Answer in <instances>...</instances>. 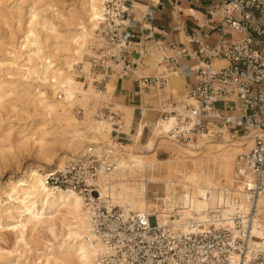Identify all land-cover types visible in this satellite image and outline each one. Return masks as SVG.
Wrapping results in <instances>:
<instances>
[{
  "label": "built area",
  "instance_id": "obj_1",
  "mask_svg": "<svg viewBox=\"0 0 264 264\" xmlns=\"http://www.w3.org/2000/svg\"><path fill=\"white\" fill-rule=\"evenodd\" d=\"M143 1L150 6L139 18L133 0H105L84 56L91 79L76 66L78 96L90 85L103 92L112 76H135L136 97L157 93L159 109L147 105L149 112L174 119L167 137L175 146L195 149L203 135L215 140L228 135L229 144L242 141L232 184L221 177L217 190L225 198L235 197L234 208L227 218L218 206L198 220L165 197L153 198V206L143 211L105 204L98 182L120 171V145L128 134L124 113L103 98L93 99L91 109L95 119L110 124V141L87 145L80 157L49 173L45 184L83 197L91 232L102 245L97 264H264V0H222L212 6L209 24L218 33L214 44L200 29L185 34L181 24L172 33L184 41L152 37L160 0ZM150 59L162 71L138 78L136 72L150 68ZM178 75L194 78L195 86L186 99L175 101L168 86L170 77ZM73 113L82 118L84 109L76 105Z\"/></svg>",
  "mask_w": 264,
  "mask_h": 264
},
{
  "label": "bare ground",
  "instance_id": "obj_2",
  "mask_svg": "<svg viewBox=\"0 0 264 264\" xmlns=\"http://www.w3.org/2000/svg\"><path fill=\"white\" fill-rule=\"evenodd\" d=\"M10 1L0 0V19L13 20L17 26L6 41L0 38V112L5 109L6 99L13 98L34 113L31 121L16 131L12 126L6 127L4 137L35 161L24 168L18 164L17 171L5 181V190L0 193V228L16 231L22 241L26 234L39 233L45 227L57 240L54 226L62 216L61 240L46 244L48 253L42 264H97L102 245L91 232L83 197L76 192L49 188L45 178L80 157L87 145L110 141V124L93 117L92 102L99 98L113 99L116 108L123 110L128 134L120 145L124 151L120 171L110 180L98 182L105 204L143 211L149 207L150 199L161 194L160 185L164 184V197L179 204L185 216L194 212L196 219L205 220L210 209L221 206L224 217H228L235 197L218 194L219 178L232 184L236 158L244 150L242 141L229 144L228 135L222 140L203 135L198 137L195 149L175 146L167 137L174 119H157L149 112L147 104L159 103L156 93L144 94L138 119L133 105L117 100L120 94L116 76L110 78L103 92L90 85L81 89L78 96L81 84L76 78V66L90 75V63L84 56L99 28L105 0H75L63 11L55 0H13L15 6L9 9L6 4ZM19 1H28L29 6L21 7ZM135 7L138 15L147 9L139 3ZM176 9L202 17L185 7ZM148 65L150 68L141 69L139 76L162 71L154 59L148 60ZM169 87L181 98L190 90L189 80L182 75L172 76ZM60 93L64 95L62 99H58ZM76 105L84 109L81 119L73 113ZM1 123L0 119V126ZM148 125L151 136L143 146ZM247 144L248 148L252 146L251 141ZM159 148L168 150L170 156L159 159ZM239 197L243 199L242 195Z\"/></svg>",
  "mask_w": 264,
  "mask_h": 264
},
{
  "label": "rangeland",
  "instance_id": "obj_3",
  "mask_svg": "<svg viewBox=\"0 0 264 264\" xmlns=\"http://www.w3.org/2000/svg\"><path fill=\"white\" fill-rule=\"evenodd\" d=\"M11 0L6 6H9V9L15 6V3H12ZM57 6L61 11L65 10L66 7L73 5L75 0H55ZM21 7L27 8L29 6L28 1H19ZM6 6H2L5 9ZM9 9L7 11H9ZM17 26L13 20H1L0 19V38L6 41L10 33L13 32V29L16 30ZM184 41V37L182 38ZM85 60L89 62L88 57L86 56ZM156 64V60H155ZM83 66V65H82ZM171 78V77H170ZM190 84L193 87L195 86L194 78L190 79ZM168 91L171 92L170 87L168 86ZM155 92V90H151ZM173 92V91H172ZM154 93V94H155ZM157 94V93H156ZM175 101L181 99H186L184 97L177 96L174 92ZM13 99V98H12ZM11 98H7L4 102L5 109H1L0 119L2 121L0 126V193L5 190V181L10 177V175L17 171L18 164L20 168H24L30 163L35 161L34 157H29L27 154L21 153L15 146L11 145L12 141H8L4 137L5 128L12 126L13 130L16 131L21 125H24L26 122L31 121L33 118V112L30 111L27 105L22 104L21 102H14ZM113 102L114 100H110ZM150 109H154L150 104ZM119 109V108H118ZM156 109H159V103L156 104ZM155 109V110H156ZM123 112L122 109H119ZM156 115L157 119H160L158 112H151ZM125 116V115H124ZM137 118L140 119V115H137ZM81 119V118H78ZM148 129L145 130V135L142 140V145H146L148 138L151 136L150 125L147 126ZM135 133V130L133 131ZM13 141L17 138L15 132L13 133ZM170 156V152L164 148H159L157 152V157L159 159H166ZM16 162H18L16 164ZM158 174V171H156ZM179 187V188H178ZM177 192L180 190L178 186ZM161 194L156 195L159 198L164 197V184L160 185ZM163 190V191H162ZM177 194V198H178ZM149 206H153V199L149 200ZM59 216L56 221L55 235L58 237L57 240L54 239L48 230L44 227L36 234H26L24 240L19 241V234L16 231H10L8 228H0V264H42L45 260V255L47 252L46 244L49 242H57L61 240L62 226L61 218ZM48 253V252H47Z\"/></svg>",
  "mask_w": 264,
  "mask_h": 264
},
{
  "label": "crops",
  "instance_id": "obj_4",
  "mask_svg": "<svg viewBox=\"0 0 264 264\" xmlns=\"http://www.w3.org/2000/svg\"><path fill=\"white\" fill-rule=\"evenodd\" d=\"M133 2L142 4L146 7L150 6L149 2L143 0H133ZM221 2L222 0H182L180 2H177L176 0H160V5L153 22L154 31L151 36L158 40L166 42L175 41L176 43H179V40H181L182 37L172 33V29L175 25L181 24L184 27L185 34H191L194 30L200 29L203 34L210 35V43L214 44L218 39V33L213 31L209 24L211 18L210 8L214 5L220 4ZM177 6L194 10L198 14H201L202 17L199 19L194 15H186L184 11L177 10ZM175 11H177L176 15ZM141 16V14L138 15L139 18ZM138 30H140V28ZM144 34L147 35V31ZM139 71L141 70L136 72L138 78L149 77L155 74L139 76ZM133 79H137V77L130 76L129 78H126V80H116L115 85L118 89V93L120 94V98L118 97L117 100L122 104L133 105L137 116L139 114V108L142 105L141 100L144 95L141 98L135 96V93L138 91V87ZM149 92L151 91H145L144 94H148ZM132 99L134 100L133 103L131 102ZM150 105L156 109L155 105Z\"/></svg>",
  "mask_w": 264,
  "mask_h": 264
}]
</instances>
